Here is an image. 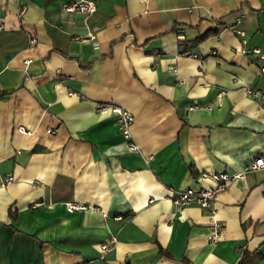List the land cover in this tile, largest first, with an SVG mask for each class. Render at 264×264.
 <instances>
[{
  "label": "crops",
  "instance_id": "obj_1",
  "mask_svg": "<svg viewBox=\"0 0 264 264\" xmlns=\"http://www.w3.org/2000/svg\"><path fill=\"white\" fill-rule=\"evenodd\" d=\"M70 1L0 0V264H264V169L244 171L264 157L245 92H264V0ZM102 104L132 114L137 151ZM211 172L242 174L215 196L216 243L208 211L172 203Z\"/></svg>",
  "mask_w": 264,
  "mask_h": 264
},
{
  "label": "built area",
  "instance_id": "obj_2",
  "mask_svg": "<svg viewBox=\"0 0 264 264\" xmlns=\"http://www.w3.org/2000/svg\"><path fill=\"white\" fill-rule=\"evenodd\" d=\"M96 9V4L91 0H71L70 2L64 4L62 6V11L65 13H80L84 16L92 14ZM242 18L237 17L235 20L234 25H239L241 23ZM236 34L240 35L242 37V43L243 45L246 44V40L244 39L245 35L242 31L237 30L233 27L232 29ZM178 40H184L183 35H179ZM35 40L32 38L30 43L33 44ZM257 53V51H255ZM186 55H190L189 53H184ZM194 57V55H191ZM198 58H201V56H197ZM261 58H264L261 56ZM29 60L24 61L25 64L29 63ZM262 79L264 80V65L259 68ZM246 94H248L251 97L256 98L262 106H264V92L253 90L250 88H247L245 90ZM198 106H193L194 108H197ZM210 109V108H208ZM100 113L102 114H110L114 117L115 123L117 124L119 131L124 136L126 140H128L129 147L133 151H137L138 147L131 141V134H130V127L133 122V116L130 112L126 111L123 108H120L118 106L114 105H108V104H102L99 108ZM18 132H24L23 128L18 127L16 129ZM57 130H51L48 129V133H55ZM257 169H264V157L257 156L253 159L252 162H250L244 169L247 171H253ZM203 176L210 177L213 181V185L208 188H200L198 190L193 189H184L173 192V198L172 203L177 207H184L188 205H196L199 208L206 210L209 212L211 217L210 226L208 228L207 232V240L210 243H216L220 236V228L221 223L218 222L216 219H214V199L215 196L219 193L225 190L228 185L236 178H239L242 176V174H234L229 175L225 172H211L208 174H203ZM12 177L6 176L3 178L1 182V186H5L9 183H11ZM66 211L68 213H73L75 211H80L84 209L83 206L75 205L72 203H66ZM117 238L115 236H110L107 242L100 245V250L104 254L110 248L116 243Z\"/></svg>",
  "mask_w": 264,
  "mask_h": 264
},
{
  "label": "trees",
  "instance_id": "obj_3",
  "mask_svg": "<svg viewBox=\"0 0 264 264\" xmlns=\"http://www.w3.org/2000/svg\"><path fill=\"white\" fill-rule=\"evenodd\" d=\"M176 32H178L177 29H176ZM212 33H215V31L214 30L205 31L204 33H202L196 37L195 42H200V41L204 40L205 38H207ZM180 44H181L180 45L181 53H189V52H187L188 51L187 49L190 46V42L184 41ZM259 259H261V256L255 252H252V253L244 252L237 264H256ZM185 264H187V263L185 262Z\"/></svg>",
  "mask_w": 264,
  "mask_h": 264
}]
</instances>
